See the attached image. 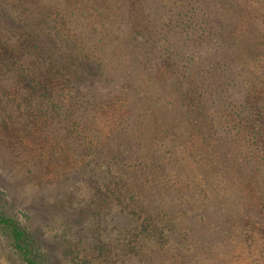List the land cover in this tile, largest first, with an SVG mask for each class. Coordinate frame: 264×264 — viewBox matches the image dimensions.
I'll return each instance as SVG.
<instances>
[{
	"label": "trees",
	"instance_id": "trees-1",
	"mask_svg": "<svg viewBox=\"0 0 264 264\" xmlns=\"http://www.w3.org/2000/svg\"><path fill=\"white\" fill-rule=\"evenodd\" d=\"M88 1L78 13L59 4L85 0L52 3L77 64L57 66L38 46L20 53L38 82L32 108H54L60 122L64 108L74 115L70 125L45 124L38 134L24 126L36 147L20 148L24 174L53 183L51 204L14 199L0 178L9 259L56 264L36 218L47 228L59 223L68 264H224L211 224L201 236L181 199L223 189L237 216L222 223L228 238L220 253L264 264V0ZM77 24L80 33L70 26ZM64 89L83 96L80 105L65 106ZM101 111L120 121L104 123Z\"/></svg>",
	"mask_w": 264,
	"mask_h": 264
},
{
	"label": "rangeland",
	"instance_id": "rangeland-1",
	"mask_svg": "<svg viewBox=\"0 0 264 264\" xmlns=\"http://www.w3.org/2000/svg\"><path fill=\"white\" fill-rule=\"evenodd\" d=\"M56 1L0 0V178L6 180V185L13 189L14 199L17 200L19 198V200L24 201V204L26 200H35L39 206H48L54 201L56 193L54 189L49 187V184L52 185L53 183L49 181V184H45L49 179L44 181V183H38L35 179L31 181L28 179L24 174L27 166L21 158L24 156V152L20 148L35 149L36 147L30 143L33 141H29L31 132H34L33 130L38 128L35 133H42L41 127H44L45 124L50 127L53 126V128L54 126L58 127V125L68 126L72 123L74 111L70 112L72 108L69 107L64 108L67 117L63 122H60L55 117L57 110H54V108H49L50 112L48 110L43 111L40 108H32L33 100H36V94H30V91L32 86H35L37 79L33 81L28 78V71H25L26 65L23 63V59L20 58V53L21 50L31 47L30 52L37 53L35 47L38 46L56 61L57 66L65 68L78 63L79 54L72 48L64 46L66 40H71V35L68 31V25L64 24L56 8L52 7V3ZM73 1L77 0H68V3ZM94 1L97 0L91 2ZM88 3H90L88 0H85L84 4L73 2V7L65 6L66 9L60 4L59 6L65 12L75 11L78 13L79 10L84 12L83 8ZM90 4L92 6V3ZM70 26L75 28V33H80L81 30H84V26H79L78 24ZM99 56L101 57V55ZM93 77L91 76L84 81V86H88V81L92 80ZM93 86L99 91L95 83L91 84V87ZM100 86L104 89L101 84ZM39 90L37 86V95ZM63 91L61 101L64 105L66 104L65 106H70L71 99L76 101L84 99L83 96L72 98V90L64 89ZM25 92L29 94V97L31 96V100H26L28 96L24 94ZM106 99L101 98L103 104H106ZM80 102L75 103V105H80ZM30 111H33V113ZM108 112H100L103 122L105 121L104 123L110 124L120 121L117 117L111 118ZM28 113L31 117L30 119H28ZM25 125H29L31 128L28 136H26V131H24ZM51 140L47 138L46 141L48 143ZM0 189L3 191L7 190L1 186ZM228 197L227 191L219 189L215 190L214 195L209 199L208 196L204 197V195L195 194L191 199H189L188 194L183 195L181 199L182 203H184L183 208L186 210L185 214L193 217L192 222H194L201 236H207L212 233L213 251L223 255L222 257L226 260L224 264H242L237 258L230 260L227 254L220 253L225 250L224 242H227L226 238H228L222 229V223L227 218L229 219L230 215L237 216L229 211L234 206L228 204ZM20 208L21 206L18 207L16 204L12 211L18 215ZM240 210L247 213L245 208ZM35 211H32L33 213L31 212V214L35 215ZM18 217L19 222L23 224V217L20 214ZM31 222H33V225L38 226L39 232H41L43 237L45 251L47 253L51 252L50 255L54 256L52 261L56 264H68L61 261V254H63L61 250L65 247L60 243L61 241L59 242L62 233L59 223L47 228L43 221L36 218H33ZM208 224H211V231L207 234L205 227ZM12 251L10 243L0 230V264H18L14 263L11 258L9 259L13 254ZM128 264H131V262L128 261ZM141 264L148 263L143 262Z\"/></svg>",
	"mask_w": 264,
	"mask_h": 264
}]
</instances>
